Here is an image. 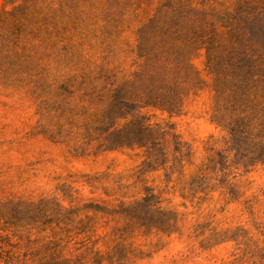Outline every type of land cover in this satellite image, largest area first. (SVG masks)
Here are the masks:
<instances>
[{"label":"rangeland","instance_id":"rangeland-1","mask_svg":"<svg viewBox=\"0 0 264 264\" xmlns=\"http://www.w3.org/2000/svg\"><path fill=\"white\" fill-rule=\"evenodd\" d=\"M180 1L224 10L235 0H42L41 33L27 45L13 6L0 0V28L4 9L13 14L0 29V253L43 264L58 245L82 264H100L97 253L101 264H264V166L189 185L221 136L203 52L193 59L203 85L181 112H143L169 129L166 169L146 165L138 148L75 152L99 117L98 95L133 78L138 30ZM149 195L177 215L172 233L154 216L120 215Z\"/></svg>","mask_w":264,"mask_h":264},{"label":"trees","instance_id":"trees-1","mask_svg":"<svg viewBox=\"0 0 264 264\" xmlns=\"http://www.w3.org/2000/svg\"><path fill=\"white\" fill-rule=\"evenodd\" d=\"M40 1L6 0V6H13L12 13L17 15L18 30L25 35L26 45L31 36L41 33L37 26ZM12 13L4 9L0 29L5 17ZM63 31H58L61 39ZM137 37V70L133 78L98 95L103 104L99 117L86 127V136L76 145L75 152L84 154L89 148L97 153L138 148L146 154V165H163L166 169L169 160L164 139L169 129L150 124L143 112L179 114L185 98L203 85L193 65L194 57L203 52L214 93L212 123L221 136L210 147L205 168L189 185L196 191L199 186L210 184L208 174L228 181L240 172L264 166V0H235L224 10L171 2L158 8L154 17L138 30ZM121 120L127 122L119 126ZM178 163L167 170L173 171ZM159 203L158 197L149 195L120 215L131 222L138 218L142 221L141 215L154 216L165 232L172 233L177 215L162 211ZM96 257L101 264L103 257L99 253ZM42 261L82 264L83 259L73 263L57 245ZM0 264H25V255L2 251Z\"/></svg>","mask_w":264,"mask_h":264}]
</instances>
